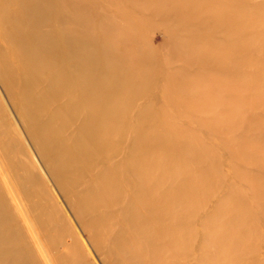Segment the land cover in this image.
I'll return each instance as SVG.
<instances>
[{"label":"bare ground","instance_id":"1","mask_svg":"<svg viewBox=\"0 0 264 264\" xmlns=\"http://www.w3.org/2000/svg\"><path fill=\"white\" fill-rule=\"evenodd\" d=\"M16 2L2 0L0 8L12 5L23 25L14 22L15 32L32 29L34 46H20L27 62L19 71L24 99L36 116L44 115V140L60 154L66 177L95 176L80 185V196L91 214L98 210L100 232L114 205L127 204L134 239L148 242V248L121 244L128 264H184L192 253L195 229L183 223L193 219L196 203L214 199L224 178L213 162L217 141L204 142L197 132L219 140L238 163L235 177L248 192L236 184L225 190L208 220L204 251L192 264H232L247 255L257 224L244 207L249 194L264 226V0H61L71 39L64 70L45 59L39 35L47 1ZM150 30L164 35L161 45L143 38ZM29 70L34 74L26 80ZM41 81L63 101L61 108L46 112L53 97H33ZM148 121L158 124L151 136ZM220 218H227L223 225ZM223 230L229 238L223 239ZM6 238L0 240V264H11Z\"/></svg>","mask_w":264,"mask_h":264},{"label":"rangeland","instance_id":"2","mask_svg":"<svg viewBox=\"0 0 264 264\" xmlns=\"http://www.w3.org/2000/svg\"><path fill=\"white\" fill-rule=\"evenodd\" d=\"M6 1L11 3L17 0ZM43 1L49 4L44 6L42 15L46 24L41 27L39 34L47 51L45 59L51 62L53 69L64 70L70 57L68 47L71 46V39L66 36L63 25L67 13L66 7H63L61 0ZM8 5L6 12L0 8V240L4 236L9 240L6 247L11 258L7 262L11 264H128L130 257L122 253L121 244L127 242L148 248V242L145 244L139 238L134 239V231L130 230L126 223L127 204L122 202L114 205L109 223L102 224L99 228H103V233L100 232L98 226H95L100 222L96 215L98 210L91 214L93 211L85 207L80 196L85 187L80 185L91 181L95 176L92 174V177L68 179L66 171L59 166L60 154L53 145L46 144L43 135L46 132L43 129L45 117L34 114L29 103L24 99V91L19 79V71L27 66L20 46H34V40L30 37L32 29H25L24 26L22 30L25 31L22 34L15 32L13 28L15 23L18 22L20 27L23 25L12 13V5ZM25 11L24 13H30L26 7ZM90 14L98 19L99 11L93 9ZM37 20L41 21L40 17L37 16ZM143 35L144 39L155 46L161 45L164 41V35L158 30H150ZM33 74V71L29 70V74L25 76L26 80ZM156 91L159 92L160 89ZM33 93L34 98H39L42 94L53 97L55 104L53 108L45 106L46 112L62 107L63 101L55 98L43 81L35 87ZM147 103L152 105L154 110L158 107L157 102L151 97L147 98ZM146 122L144 126L147 130L150 129L147 133L151 131L148 133L151 136L152 127L158 124L156 121H148L147 124ZM73 125V129L78 127L76 124ZM69 133V130H60L62 136H68ZM197 133L195 135L200 136L199 138L204 142H209L211 139L217 141L212 145L219 160L215 158L213 162L216 160L214 166H219L224 178L214 199L200 206L196 203L198 210L195 209L193 219L189 223H183L184 228L188 229L191 226L195 229L194 247L192 253L184 258V264L199 261L198 255L204 251L203 243L205 236L208 235L207 227L210 229L208 220L215 212L218 202L225 197V190L236 184L241 191L248 192V186L235 177L234 170L238 163L230 159L220 148L219 140L212 135ZM123 187L124 191L129 190L128 186L123 185ZM250 197L249 194L244 207L249 211L252 210L251 213L256 217L253 243L247 244L248 254L240 256L232 264H264V226L261 224L263 218L260 213L254 211ZM139 212L138 217L139 214L143 216V211L139 210ZM134 216V222L135 219L139 222L137 215ZM226 220L227 218H220L217 223L223 225ZM151 228L155 231L156 226L151 225ZM226 233H228L226 230L222 231L223 239L229 238ZM206 245L210 254L216 253L214 246ZM173 261L172 264H182L180 260Z\"/></svg>","mask_w":264,"mask_h":264}]
</instances>
